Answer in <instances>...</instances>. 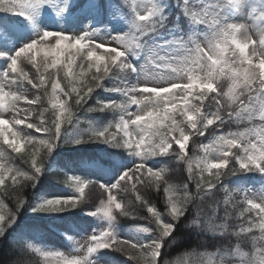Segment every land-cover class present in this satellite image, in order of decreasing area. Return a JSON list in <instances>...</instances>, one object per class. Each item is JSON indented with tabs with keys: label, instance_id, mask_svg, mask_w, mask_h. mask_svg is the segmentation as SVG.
<instances>
[{
	"label": "snow or ice",
	"instance_id": "6c2138e0",
	"mask_svg": "<svg viewBox=\"0 0 264 264\" xmlns=\"http://www.w3.org/2000/svg\"><path fill=\"white\" fill-rule=\"evenodd\" d=\"M137 3L146 6L143 11L137 10ZM172 3L179 6L190 26L175 37L171 36L173 29L163 11L166 4L157 7L151 0H132L128 4L132 12L131 31L127 34L98 42L94 39L96 30L86 29L77 35L43 31L14 55L0 53L6 65L0 71V139L13 152L19 153L24 145L35 146L38 142L49 155L61 139L64 121L68 125L80 123L73 103L83 109L94 91L111 79L115 85L104 90L117 93L122 99L97 101L87 111L111 112L117 118L99 131L89 127L87 142L125 149L138 159L116 183L99 184L106 199H101L99 206L87 215L102 219L108 226L91 235L86 248L74 249L83 255L69 257L44 251L41 255L45 259L54 256L57 264H90L95 253L110 249L122 252L134 264H173L166 259V248L177 243L174 233L177 225L183 223L185 228L221 238L215 252L188 254L206 256L203 264H264V197L224 186L228 177L248 173L264 176V7L252 9L248 15L250 22L240 23L232 19V14L244 15V0ZM45 5L57 8V15L69 8L83 14L106 8L101 0H0V13L32 22ZM0 28L4 32L0 39L7 42L16 38L10 25ZM131 51L145 53L146 65L137 77L138 82L129 86L124 75L137 72L126 57ZM25 62L32 68H26ZM49 69L56 70L50 94L45 76ZM61 71L63 79L69 80L67 87L62 86ZM77 83L82 87L78 88ZM45 99L54 110L51 119L46 117L49 109L43 106ZM26 129L47 134L48 138L38 140ZM208 136L212 137L208 143L198 145L204 155H189V140ZM4 155L0 151V157ZM167 156L178 165L187 166V181L179 190L167 183L164 168L154 169L147 164L150 159ZM42 168L35 154L31 172L13 170L0 163V185L5 182L6 171L12 173L13 179L21 177L24 181L8 193L15 200V211L5 212L7 205L0 201V238H6L25 203V187L35 186ZM72 179L81 197L88 184L93 183L78 177ZM162 184L167 198L164 212L158 211L137 187L159 191ZM129 185L136 193L135 200L146 208L155 225L137 229L149 237L140 243L119 239L113 231L116 213L129 214L113 189L124 190ZM221 190L225 192L224 200L209 206L207 200ZM235 197L238 199L234 202ZM76 207L77 198L69 196L44 200L33 211L62 212ZM189 215L191 218L186 219ZM175 264L190 262L178 260ZM195 264L202 262L197 259Z\"/></svg>",
	"mask_w": 264,
	"mask_h": 264
},
{
	"label": "trees",
	"instance_id": "16d2710c",
	"mask_svg": "<svg viewBox=\"0 0 264 264\" xmlns=\"http://www.w3.org/2000/svg\"><path fill=\"white\" fill-rule=\"evenodd\" d=\"M104 1L111 4L113 3L112 1L118 2V5H121L125 10L126 15L129 16L126 8L127 5L132 2L131 0H128L127 3H125V0ZM74 2L80 3L82 2V0H74ZM165 4L166 7L163 8V11L166 16L169 10L172 8H177V10H180L177 4L172 3V0H157L158 7H161ZM128 9L130 10V8ZM108 11L109 7L106 5L105 10L96 13V16L98 14H106ZM73 12L74 11L70 8L69 13L72 14ZM180 16L181 19L177 18L176 20H171L168 18L170 22L169 26L171 29L179 28L180 26H188L186 23L188 22L187 19L181 14ZM0 17L9 19L15 25L23 26L24 24L23 21L15 15L0 13ZM16 17L18 18V20H15L17 19ZM172 32L178 31L172 30ZM24 66L28 69L32 68L30 64H27V62H25ZM32 71H34V69H32ZM41 71H43V69H41ZM55 71L56 70L49 69V72L45 73V76L48 77L49 81V94L50 82L53 75L55 74ZM60 76L62 78V86L67 87L69 84V80L63 79L62 71L60 72ZM123 78L128 81L127 74H125ZM87 79H90V77L86 78V82ZM115 83L116 82L111 79L105 80L104 86L94 91L92 97L88 100L87 104L84 105L83 109L76 107L73 103V109L77 113V120L80 123L78 125L75 123L68 125L66 120L64 121L62 125L61 139L49 155L47 154V148L44 145L39 144L38 142L35 144V146H33L32 144H26L21 148V151L19 153H16L13 152L12 149L7 145H5L2 139H0V151L5 153L3 157H0V163H4L6 167H9L13 170H15L16 168H20L21 170L31 172V159L33 157V154H35L37 163L43 165L42 171L35 182V186L33 187L29 185L24 189L25 203L23 207H21L17 212L15 223L11 228L7 230V233L5 234L6 238H0V264H42L41 258L38 253L31 247H29L27 236L23 235L17 237L19 234L18 231H20V229L25 230L27 228V226L25 227L23 225L24 221H59L58 219H63L64 217L69 218L77 216V213L87 208H96L99 206L101 199H106L107 194L99 188L98 182L93 178L85 180L92 181L93 183L88 184V186L85 188L83 196L81 197L80 194L76 192L75 180L72 178L78 177L80 180H83L82 177L80 175L71 174L65 169H56L55 166L51 165L50 162L56 155L69 157L83 153H93L99 159L101 165L109 169L113 173L118 168L119 159L136 158L134 155H130L125 149H117L100 142H87L89 137V127L99 131L114 123L117 118L116 115L111 112L87 111V109L95 107L97 101H120L122 98L117 93L106 92L104 90L105 88H112ZM76 86L78 88L82 87V85H80L79 83H77ZM101 93L107 96V100H100L97 98L98 94ZM74 99L75 94H73V100ZM43 106L49 109V111L46 113V117L51 119L53 117L54 110L51 109V106L48 104L47 99H45ZM33 119L35 120L36 118L33 117ZM232 129L235 130V125H232ZM25 131H31L32 133L30 134L36 136L38 140L48 138L47 134L35 132L34 130L26 129ZM209 131H211V129ZM75 139H83L86 142L81 144H74L72 143V141ZM211 139V136L205 138L193 137L192 139H190L188 142L189 155L203 156V150L199 149L198 145L201 142L208 143ZM136 160L138 159L136 158ZM150 163L158 164L156 167H153L154 169H165L164 176L166 177L167 183L172 185L176 190H179L181 186L187 181V166L178 165L175 162V159L171 156L156 157L147 161L148 166H150ZM229 167H231V162L229 164ZM239 176L241 175L225 178L226 181L224 183V186L237 190H245L244 186H242L241 183L238 182L239 180L237 178ZM22 183H24L23 178L16 177L15 179H13V175L11 172H5V182L3 185H0V201H3V203L7 205V208L4 209L5 212L9 209L13 211L16 210L15 200L10 199L8 193L18 188ZM163 186L164 185L162 184L161 189L159 191H156L155 189L146 190L142 185H137V187L140 188L141 194L146 193L149 202L151 204H154L157 210L161 212L165 211L167 200L163 192ZM61 188L73 192V196L77 198L76 208L62 212L33 211V209L38 204H40L37 202L39 190H53ZM115 193L117 194L118 199L124 202L129 209L128 215H121L119 213H116V224L119 227H129L136 230L135 236H132L130 239H128L129 241L140 243L149 239V237L147 236L148 233H141L137 229L141 226L155 227V225L154 223H151L152 218L150 214L147 213L146 208L142 207L139 202L135 200L136 193L132 191L131 186L129 185L124 190L115 189ZM224 198L225 192L221 190L214 196L210 197L207 200V203L209 206H211L216 202H222ZM236 199H238V197L234 198V202ZM164 218L167 219L168 217L165 215ZM190 218V215L186 217V219ZM67 223L71 224L69 221ZM174 235L178 236L177 243L171 245V247L166 248V259L172 261L173 264H175V262L178 260H186L190 262V264H195L197 259H199L203 264V262L207 260L206 256L188 254L203 253L205 251L212 253L215 252L216 248L220 246L219 241L221 238L213 237L211 234L202 233L192 228H185L183 226V223L177 225V232L174 233ZM202 244H204L205 247H200ZM106 252L110 253L113 257H120L127 264H134L133 261L128 260L127 257L120 251L108 249Z\"/></svg>",
	"mask_w": 264,
	"mask_h": 264
},
{
	"label": "rangeland",
	"instance_id": "374dc122",
	"mask_svg": "<svg viewBox=\"0 0 264 264\" xmlns=\"http://www.w3.org/2000/svg\"><path fill=\"white\" fill-rule=\"evenodd\" d=\"M152 3V0H151ZM140 10L143 11L146 7L145 5L139 4ZM261 7H264L262 0H244V15L236 13L233 17L235 22H250L248 19L249 13L252 9L259 10ZM58 9L45 5L39 15L35 18L33 22H37L34 30L28 32H19L16 35V38L12 40L10 45L11 49L18 50L23 45L32 42L34 39L38 38V35L43 31L51 32H64L68 35H77L83 33L86 29L89 31L94 30V26L91 22V13L85 14L77 23L70 22L65 23L63 19L57 15ZM131 31V25L127 26L121 23L117 17H114L107 27H103L97 30V35L94 37L98 42L103 38L104 41L110 39L112 35H124ZM165 38V37H164ZM167 39V38H165ZM7 49V47L5 48ZM130 58L135 61V66L137 72L132 74L135 76V83H137V77L140 74L141 70L144 69L146 65V55L142 51H131L129 52ZM143 83V81H139ZM8 91V89H5ZM63 99V97H61ZM18 127V126H17ZM64 159H59L58 164H64ZM74 165V169L81 172L84 176L90 175L93 171H97L99 168L96 166V162L92 156H89L82 161L78 158L72 162H69V165ZM136 163L131 164V168L134 167ZM128 170V169H127ZM126 171V170H125ZM123 171L119 172L121 175ZM101 183L105 185H112L114 182L110 180L108 176L101 177ZM249 191L257 196L264 197V180L258 185L249 186ZM115 193V190L113 189ZM60 197H69L64 192H54V193H42L40 201L43 202L47 199L60 198ZM93 210H88L82 213L81 219H70L71 224L68 225V218H63L66 223L58 222L53 225H40L37 227L36 223H30L32 225L29 231V240H31V248L35 250L41 258L43 264H57L56 258L48 257L45 259L41 253L44 251L60 252L65 256L73 255H83V252L77 253L74 251L76 247H85L87 246L86 242L89 240L91 235L97 234L101 229L107 227V222L103 221L100 218L87 215L88 212ZM113 231L115 232L117 238L128 240L132 236H135L136 230L129 227H119L116 223L113 226ZM37 249L39 251H37ZM104 250H100L90 257V264H125L123 260L118 257H113L110 253H107Z\"/></svg>",
	"mask_w": 264,
	"mask_h": 264
}]
</instances>
